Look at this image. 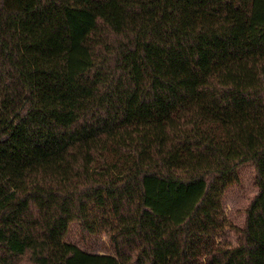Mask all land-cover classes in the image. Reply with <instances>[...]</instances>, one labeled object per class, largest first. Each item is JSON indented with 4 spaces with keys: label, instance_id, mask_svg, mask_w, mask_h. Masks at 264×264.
Instances as JSON below:
<instances>
[{
    "label": "trees",
    "instance_id": "trees-1",
    "mask_svg": "<svg viewBox=\"0 0 264 264\" xmlns=\"http://www.w3.org/2000/svg\"><path fill=\"white\" fill-rule=\"evenodd\" d=\"M0 264H264V0H0Z\"/></svg>",
    "mask_w": 264,
    "mask_h": 264
},
{
    "label": "rangeland",
    "instance_id": "rangeland-1",
    "mask_svg": "<svg viewBox=\"0 0 264 264\" xmlns=\"http://www.w3.org/2000/svg\"><path fill=\"white\" fill-rule=\"evenodd\" d=\"M257 193L255 171L247 166L239 173L238 181L230 184L221 198L222 217L220 223L221 240L225 243L237 244L239 230L242 229L246 216V209ZM90 221L95 222L94 229L89 232L80 223L72 224L68 234V241L73 242L85 250L95 253H114L110 242L109 230L112 219L107 213L95 212L90 215Z\"/></svg>",
    "mask_w": 264,
    "mask_h": 264
}]
</instances>
